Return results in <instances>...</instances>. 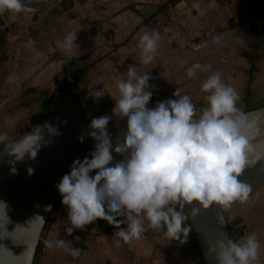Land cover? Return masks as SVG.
Masks as SVG:
<instances>
[{"label": "crops", "instance_id": "0c3cea01", "mask_svg": "<svg viewBox=\"0 0 264 264\" xmlns=\"http://www.w3.org/2000/svg\"><path fill=\"white\" fill-rule=\"evenodd\" d=\"M114 1L76 3L70 13L64 12L47 26L30 13H12L6 18L0 29V55L7 56L0 66V149L49 112L86 102L114 103L108 91L127 80L131 65H136L138 75L149 72L152 77L149 105L175 98L178 88L181 95L191 97L199 116L207 106L208 93L201 90L202 84L215 72L238 93V113L264 105V0H180L158 12L155 10L165 0H121V8ZM101 6L103 21L94 25ZM153 12L149 22L142 23ZM101 25L126 32L127 42L118 49L120 53L106 51L100 54L106 57L99 59L101 46L94 36ZM153 30L160 34L159 46L152 62L142 65L139 38ZM70 32L77 33V46L65 52L59 45ZM57 50H63L62 57L52 58ZM196 63L210 67L189 78L187 69ZM100 81L107 93L96 99L93 95L101 89ZM166 90L171 96H166ZM249 186L246 202L236 201L224 210L249 226L242 238L256 235L260 249L254 264H264V183ZM119 219L126 228V217ZM99 220L85 228L110 233L97 227L110 225ZM97 231L90 244L83 242L84 249L75 258L65 248L77 249L79 241L60 247L62 239L52 235L42 242L43 232L34 264H103V256L110 264L202 263L193 242L183 234L181 238L186 240L182 243L171 240L164 229L148 228L140 239L121 242L114 249L116 240Z\"/></svg>", "mask_w": 264, "mask_h": 264}, {"label": "clouds", "instance_id": "9594fccd", "mask_svg": "<svg viewBox=\"0 0 264 264\" xmlns=\"http://www.w3.org/2000/svg\"><path fill=\"white\" fill-rule=\"evenodd\" d=\"M6 11L35 13L36 9L23 0H0V14ZM160 38L154 30L140 36V64L152 62ZM76 40L77 33L70 32L59 46L70 52L77 46ZM209 67L193 64L187 76L193 78L197 71ZM151 79L149 72L138 75L136 65L127 68V80L117 85L119 99L114 100L112 115L94 117L88 125L87 136L94 140V150L83 160H74L69 173L56 185L67 208L65 232L69 236L103 219L117 229L118 246L140 239L148 228L164 229L171 240L183 243L186 238L181 234L187 236L190 231L184 226L186 205L198 202L199 208L192 207L198 213L213 204L226 209L236 201L248 200L251 187L240 177L250 164V141L244 132L243 114H238L236 90L223 83L218 72L212 73L201 88L208 93L207 106L196 118L200 110L178 88L175 98L148 107L153 95ZM106 93L100 89L93 96L100 99ZM113 118L126 120V128L118 129L115 143L108 131ZM47 127L50 133L56 131L51 125ZM86 138L78 137L81 143ZM42 140L40 135L30 150L11 154L17 161L25 156L35 159ZM114 153L121 158L115 160ZM94 170L95 175H90ZM28 172L31 175L33 170ZM0 204L7 207L3 201ZM120 216L126 217V228L121 226ZM58 246L64 247L65 241H59ZM259 249L253 233L240 242L221 239L214 253L218 264H254ZM65 250L74 258L80 254L76 248Z\"/></svg>", "mask_w": 264, "mask_h": 264}, {"label": "water", "instance_id": "95a60500", "mask_svg": "<svg viewBox=\"0 0 264 264\" xmlns=\"http://www.w3.org/2000/svg\"><path fill=\"white\" fill-rule=\"evenodd\" d=\"M114 103L86 102L62 108L40 117L0 149V264H33L41 234L60 194L56 185L69 173L77 158L83 160L94 150L95 142L87 136L94 117L112 115ZM148 107H154L148 105ZM244 132L250 141V164L240 179L248 185L264 183V105L240 112ZM197 116L196 118H198ZM48 125L56 131L50 133ZM126 120L116 118L108 125L113 142ZM34 135L22 139L26 135ZM42 135L35 159L25 156L17 161L11 152L23 153ZM87 138L81 143L79 136ZM114 159L121 157L115 153ZM90 158V157H89ZM33 170L30 175L28 169ZM95 175V170L90 174ZM198 202L185 206L189 225L194 230L204 264H218L217 242L232 239L229 223L222 206L210 205L197 213Z\"/></svg>", "mask_w": 264, "mask_h": 264}, {"label": "rangeland", "instance_id": "374dc122", "mask_svg": "<svg viewBox=\"0 0 264 264\" xmlns=\"http://www.w3.org/2000/svg\"><path fill=\"white\" fill-rule=\"evenodd\" d=\"M43 1V0H41ZM60 0H49V5H48V8L47 10L57 4ZM166 1V0H165ZM78 3V2H77ZM115 4H118V6L120 5L121 3V0H116L114 1ZM75 6V5H74ZM122 5H120L118 8H121ZM172 6V5H171ZM40 8V5L38 8H36V11L38 12V16L35 17L34 16V13H30L33 17L34 20H38L42 26H47L51 23H53L55 20H53L52 22H50L49 24L47 25H43L42 24V18L43 16H45V14L47 13V10L46 11H40L39 10ZM73 8V7H72ZM71 8V9H72ZM67 10L68 13H70V10ZM99 11V15L100 17L97 18V20L95 19V22H93L94 25H97V24H101V22L103 21L102 18L104 17V9L103 7H99L98 9ZM121 11V10H119ZM66 12V11H65ZM12 14V12L9 13L8 17ZM62 15V14H61ZM60 15V16H61ZM59 16V17H60ZM7 17V18H8ZM107 17V16H106ZM98 21V22H97ZM99 30H98V33L95 34L94 37H96L95 39H97L99 41V44H100V48H99V59H101L103 56L106 57V55H100V54H104L106 51H108L107 53H110L112 51H115V52H119V48L121 49L122 45L124 43L127 42V39H126V36H127V33L126 32H119V31H115L113 27H110V28H107V27H102L99 26ZM62 52L63 50L59 51H55L54 53H52V58L53 57H60L62 55ZM106 53V54H107ZM120 53V52H119ZM122 54V52H121ZM62 57V56H61ZM187 65V63H186ZM191 65V64H190ZM188 66V65H187ZM101 83V81H100ZM101 89L104 85V83H101ZM116 88V87H115ZM108 91V90H107ZM110 92V98L112 100H116V99H119V91L118 89H113L111 91H108ZM170 90H166V96H171L170 95ZM110 99V100H111ZM104 100V99H103ZM105 102V101H104ZM62 201V197L60 196L57 200V202L55 203V206H54V209L52 211V213L49 215L48 217V220H47V223L43 229V232H44V241L42 242H45L46 239L49 237V236H53L56 240L58 239H62L63 241H65V245L66 244H69L71 242H78V241H82L84 243H86L87 241L89 242V244L91 243V238H96V236H93V232L97 231V230H88V228H85L84 230H75L72 235H68L66 232H65V226L68 225V221H67V213H66V210L67 208L61 203ZM226 213V216H227V220H228V223H229V226L230 227H234L237 223H242V224H245L247 227H248V231H249V226L247 225V223H245L242 219H240V217H234L230 214V212L228 211H225ZM102 220V219H101ZM101 220H99V222H101ZM105 221V220H104ZM103 221V222H104ZM91 225H96V221L93 222ZM110 225H107L106 226V223L105 225H98L97 227L100 228V229H103V230H111V232H104V231H101V235L103 236H106L108 238H111V240H117L114 233L117 229H114L113 227H109ZM87 227V226H86ZM96 227V226H95ZM94 227V228H95ZM96 229V228H95ZM42 232V233H43ZM99 231H97V233L100 234ZM42 236V234H41ZM113 237V238H112ZM242 238V237H241ZM240 238V239H241ZM240 239L239 240H236L237 242H240ZM40 242H41V238H40ZM40 242H39V245H40ZM41 242V244L43 245V243ZM113 242H116V241H113ZM117 244L115 243L113 245L114 249H117ZM198 251V250H197ZM199 252V251H198ZM200 254V252H199ZM36 255V254H35ZM108 257L106 256H103V264H110V262L107 260ZM200 258H202V255L200 254ZM35 259V258H34ZM203 260V258H202ZM34 264V262H33Z\"/></svg>", "mask_w": 264, "mask_h": 264}, {"label": "trees", "instance_id": "16d2710c", "mask_svg": "<svg viewBox=\"0 0 264 264\" xmlns=\"http://www.w3.org/2000/svg\"><path fill=\"white\" fill-rule=\"evenodd\" d=\"M88 0H60L57 4L51 6L48 10V5H49V0H23V3L27 4L28 6L30 7H33V8H38L39 5H40V8L39 10L40 11H46L47 10V13L45 14V16H43L42 18V24L43 25H47L49 24L50 22H52L53 20H55L56 18H58L61 14H63L65 11L71 9L72 7H74V5L78 2V3H86ZM178 1L180 0H166L164 1L163 3H161L158 8L155 10V12H158V11H162V10H167L171 5H174L176 4ZM155 12H153L152 14H150L149 16L145 17L142 21V23H147L149 22L150 18L155 14ZM10 12L6 11L2 14H0V29L2 28V25L5 23V20L6 18L8 17ZM34 16L37 17L38 16V12L36 11L34 13ZM7 60V56L5 54L3 55H0V66H2ZM67 60L70 62V63H75V60L74 59H71V58H67ZM149 105V104H148ZM48 114V113H47ZM55 206V205H54ZM54 206L50 212V214L52 213L53 209H54ZM187 220V219H186ZM47 223V222H46ZM185 236V235H184ZM188 240L192 241L193 244H194V247L200 252L201 254V250H200V247L198 245V242L196 241V237L195 238H191L190 237H187L185 236ZM184 237V238H185ZM39 248V244H38V247H37V250ZM77 249L80 250V253L83 251L84 249V246H83V242L82 241H79L78 244H77ZM36 250V252H37ZM202 255V254H201ZM201 264H204L203 260H202V263Z\"/></svg>", "mask_w": 264, "mask_h": 264}, {"label": "built area", "instance_id": "2783aa9c", "mask_svg": "<svg viewBox=\"0 0 264 264\" xmlns=\"http://www.w3.org/2000/svg\"><path fill=\"white\" fill-rule=\"evenodd\" d=\"M185 227H188L190 231L187 234V237L195 238V233L192 227L189 225L188 220H185ZM230 235L233 241L239 240L244 234L248 232V227L245 224L237 223L234 227H230ZM183 234V233H182ZM184 235V234H183ZM197 241V240H196Z\"/></svg>", "mask_w": 264, "mask_h": 264}]
</instances>
